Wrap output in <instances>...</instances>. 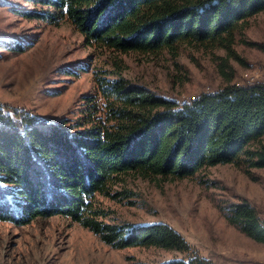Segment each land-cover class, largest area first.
Instances as JSON below:
<instances>
[{
	"label": "trees",
	"instance_id": "1",
	"mask_svg": "<svg viewBox=\"0 0 264 264\" xmlns=\"http://www.w3.org/2000/svg\"><path fill=\"white\" fill-rule=\"evenodd\" d=\"M19 17L70 24L85 47L99 53L175 55L180 46L225 50L218 73L228 83L190 103L167 99L117 72L96 71L95 86L72 119L47 121L31 111L0 105V220L28 224L60 215L115 248L158 247L188 253L169 226L117 225L96 197L126 177L183 179L219 164L264 169V82L232 85L235 35L264 12V0H21ZM29 42L0 39L23 52ZM77 75L85 70L79 65ZM113 78H110L112 77ZM227 222L264 245V221L247 202L234 204ZM164 264H214L191 256Z\"/></svg>",
	"mask_w": 264,
	"mask_h": 264
},
{
	"label": "rangeland",
	"instance_id": "2",
	"mask_svg": "<svg viewBox=\"0 0 264 264\" xmlns=\"http://www.w3.org/2000/svg\"><path fill=\"white\" fill-rule=\"evenodd\" d=\"M19 6L30 5L0 0V39L29 42L23 52L0 47V105L31 111L47 121L72 119L95 86L96 71L118 68L127 80L180 104L228 85L218 73V59L226 57L223 49L180 46L175 55L99 53L85 47L67 22L47 25L24 19L14 11ZM235 37L234 50L242 61L228 59L230 84L264 82V12L251 17ZM82 64L85 70L79 74L67 73ZM113 191L131 197L97 196L96 206L105 213L99 220L120 226L167 225L190 251L115 249L80 223L54 215L28 224L0 220V264H164L191 256L214 264H264V245L226 220L231 206L245 201L264 221V169L219 164L183 179L133 174Z\"/></svg>",
	"mask_w": 264,
	"mask_h": 264
}]
</instances>
